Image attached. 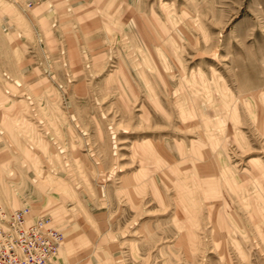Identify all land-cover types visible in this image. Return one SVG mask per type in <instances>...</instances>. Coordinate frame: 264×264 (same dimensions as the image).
I'll return each mask as SVG.
<instances>
[{"label":"rangeland","instance_id":"obj_1","mask_svg":"<svg viewBox=\"0 0 264 264\" xmlns=\"http://www.w3.org/2000/svg\"><path fill=\"white\" fill-rule=\"evenodd\" d=\"M34 1L0 0V207L55 264H264V0Z\"/></svg>","mask_w":264,"mask_h":264},{"label":"built area","instance_id":"obj_2","mask_svg":"<svg viewBox=\"0 0 264 264\" xmlns=\"http://www.w3.org/2000/svg\"><path fill=\"white\" fill-rule=\"evenodd\" d=\"M63 241L50 219L0 207V264H55Z\"/></svg>","mask_w":264,"mask_h":264},{"label":"bare ground","instance_id":"obj_3","mask_svg":"<svg viewBox=\"0 0 264 264\" xmlns=\"http://www.w3.org/2000/svg\"><path fill=\"white\" fill-rule=\"evenodd\" d=\"M62 248V247H61Z\"/></svg>","mask_w":264,"mask_h":264}]
</instances>
